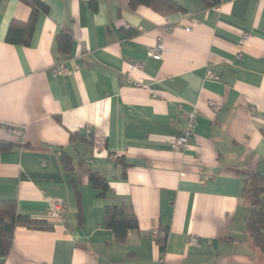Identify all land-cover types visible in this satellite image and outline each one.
Returning <instances> with one entry per match:
<instances>
[{"label": "crops", "instance_id": "0c3cea01", "mask_svg": "<svg viewBox=\"0 0 264 264\" xmlns=\"http://www.w3.org/2000/svg\"><path fill=\"white\" fill-rule=\"evenodd\" d=\"M40 1L47 11L23 47L5 37L30 8L0 0V123L13 128H0L10 145L0 151V200L53 229L17 227L0 264H264L242 199L246 175L264 178V0H173L183 10L165 15L127 0ZM157 39L158 61L147 57ZM135 63L142 70L126 75ZM57 64L68 74L55 75ZM191 110L195 132L174 151ZM76 133L93 143L71 142ZM62 152L106 180L103 197L85 175H68ZM54 199L66 205L61 222L48 217ZM122 204L138 228L118 242L104 209Z\"/></svg>", "mask_w": 264, "mask_h": 264}, {"label": "trees", "instance_id": "16d2710c", "mask_svg": "<svg viewBox=\"0 0 264 264\" xmlns=\"http://www.w3.org/2000/svg\"><path fill=\"white\" fill-rule=\"evenodd\" d=\"M210 7L218 3V0H203ZM30 8V14L25 22L12 20L9 24L5 41L15 46L27 47L31 40L37 18L40 13L47 11L46 6L40 0H20ZM128 6L134 9L139 6L148 7L160 14H170L180 12L183 9L173 0H127ZM95 6V2H91ZM57 52L68 54L72 44V32L68 28L61 30L56 36ZM84 139L88 145L93 143L92 136L89 140L80 134H71V142L76 139ZM10 145L0 143V151L8 150ZM61 163L68 175H85L92 186L99 190V196L103 197L108 191L106 180L97 172L88 168L82 160L77 162L71 156L62 152ZM72 190L75 199L80 204L79 190L77 184L72 180ZM242 199L248 207L246 218V232L252 240V244L264 257V178L257 173L246 175L243 180ZM0 258L8 256L12 243L13 233L17 227L30 230L51 231L53 226L47 221L33 220L29 216L21 215L17 211L14 200H0ZM78 217H80V207L78 205ZM104 225L110 229L118 242H123L130 231L137 230V221L130 204L119 206L109 205L104 209ZM162 250L163 247L160 246Z\"/></svg>", "mask_w": 264, "mask_h": 264}, {"label": "built area", "instance_id": "2783aa9c", "mask_svg": "<svg viewBox=\"0 0 264 264\" xmlns=\"http://www.w3.org/2000/svg\"><path fill=\"white\" fill-rule=\"evenodd\" d=\"M196 24L195 19L190 18V25L185 27V31H189L191 29V26ZM247 39V37H244V41ZM163 54V48H162V41L160 39H157V42L150 48H148L147 51V57L152 58L154 60H161ZM143 64L141 63H135V64H129L128 69L126 72V75H131L134 72H137L139 70H142ZM68 69L60 64L55 65L53 68V73L55 75H66L68 74ZM210 79L218 80L219 78L214 75H209ZM136 85H140L139 82H136ZM185 127L182 131V133L173 140L171 143V148L174 151H182L186 148L187 139L189 136H192L196 129L197 124V112L196 110H191L188 112H184L182 114ZM0 128L6 129V130H12L13 128L9 124L0 123ZM201 168L199 167V171ZM66 211V205L65 203L60 199H54L51 200L49 203V209H48V217L52 221L61 222L64 218V214ZM152 234L154 237H164L163 232H160L158 230H153ZM187 244L189 246L198 247L200 246L199 240L196 237H189Z\"/></svg>", "mask_w": 264, "mask_h": 264}, {"label": "rangeland", "instance_id": "374dc122", "mask_svg": "<svg viewBox=\"0 0 264 264\" xmlns=\"http://www.w3.org/2000/svg\"><path fill=\"white\" fill-rule=\"evenodd\" d=\"M1 214H2V211H1V209H0V216H1Z\"/></svg>", "mask_w": 264, "mask_h": 264}]
</instances>
